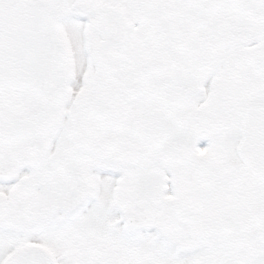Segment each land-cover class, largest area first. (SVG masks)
Wrapping results in <instances>:
<instances>
[{"label": "snow or ice", "instance_id": "1", "mask_svg": "<svg viewBox=\"0 0 264 264\" xmlns=\"http://www.w3.org/2000/svg\"><path fill=\"white\" fill-rule=\"evenodd\" d=\"M0 264H264V0H0Z\"/></svg>", "mask_w": 264, "mask_h": 264}]
</instances>
